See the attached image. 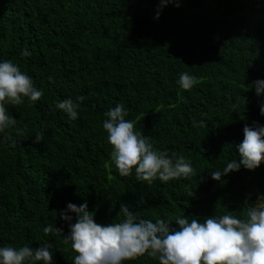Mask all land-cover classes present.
I'll use <instances>...</instances> for the list:
<instances>
[{"label": "trees", "instance_id": "obj_1", "mask_svg": "<svg viewBox=\"0 0 264 264\" xmlns=\"http://www.w3.org/2000/svg\"><path fill=\"white\" fill-rule=\"evenodd\" d=\"M179 2L157 19L159 0H0V62L17 64L43 92L5 105L16 124L0 134V247L50 244L53 264H74L59 215L69 203L87 202L100 224L122 221L121 203L139 219L203 222L244 219L264 195V162L211 177L239 161L245 125H264V95L250 87L264 80V0ZM183 72L197 78L190 90L178 83ZM68 98L77 119L56 107ZM119 104L135 131L156 150L183 155L196 175L151 185L134 170L121 176L103 129ZM49 225L62 233L45 234ZM122 264L159 260L145 254Z\"/></svg>", "mask_w": 264, "mask_h": 264}, {"label": "clouds", "instance_id": "obj_2", "mask_svg": "<svg viewBox=\"0 0 264 264\" xmlns=\"http://www.w3.org/2000/svg\"><path fill=\"white\" fill-rule=\"evenodd\" d=\"M160 10L168 4L180 6L179 0H159ZM25 56L30 53L25 49ZM178 83L182 89L190 90L197 78L183 72ZM255 87L257 96L264 95V80L257 79L250 86ZM43 92L34 86L32 78L21 71L12 61L0 62V134L16 124L7 114L6 104L21 105L24 98L35 102ZM83 100L84 97H78ZM245 104L247 103L244 97ZM56 107L77 119L78 105L71 99L58 101ZM237 105H233L235 110ZM264 115V102L260 107ZM103 121L108 142L112 145L111 157L119 174L128 177L135 171L136 179L151 185L154 180L169 182L181 177L187 179L196 175L191 162L183 155L169 156L166 151L154 148L150 139L135 131V121L128 120V111L123 104L108 110ZM43 137L37 134L34 143H41ZM239 161L232 160L220 171L211 172L212 179L221 181L222 176L239 171L241 165L255 170L264 162V125L254 122L245 125L244 139L237 146ZM69 212L75 213V223ZM120 213L124 219L108 224L97 223L95 213L88 210V204L77 206L69 203L67 209L59 212L68 222L70 233L65 243L71 241L72 249L78 253L74 264H122L145 254L158 258L159 264H264V195L258 197L255 206L247 209L244 219L231 215L212 216L200 222L193 217L176 216L169 220L139 219L130 211L128 204L121 203ZM175 220L178 228L171 227ZM45 234L62 233V229L49 225ZM0 264H53L50 244L38 248L23 246L0 247Z\"/></svg>", "mask_w": 264, "mask_h": 264}]
</instances>
